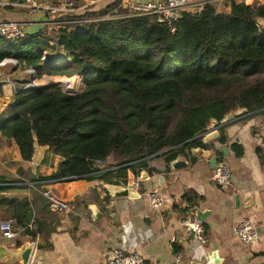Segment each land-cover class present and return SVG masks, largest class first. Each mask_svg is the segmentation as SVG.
Segmentation results:
<instances>
[{
    "label": "trees",
    "instance_id": "trees-1",
    "mask_svg": "<svg viewBox=\"0 0 264 264\" xmlns=\"http://www.w3.org/2000/svg\"><path fill=\"white\" fill-rule=\"evenodd\" d=\"M115 5L104 2L65 17L75 23L35 26L15 39L0 36V62L12 59L36 78L83 81L77 94L54 84L17 89L2 109L0 197L27 180L38 187L75 179L126 183L128 170L157 172L150 161L166 149L160 156L166 169L178 156L194 162L191 149L206 147L196 137L211 119L219 122L237 109L264 115V27L257 21L264 19V2L231 1L228 13L206 3L198 14L184 13L174 31L152 15L94 20ZM35 142L63 160L50 175L30 178ZM231 148L243 154L240 144ZM256 153L264 164L261 149ZM108 158L109 171L101 166ZM3 201L13 204L10 212L24 235L47 229L44 220H32L28 199Z\"/></svg>",
    "mask_w": 264,
    "mask_h": 264
},
{
    "label": "crops",
    "instance_id": "crops-1",
    "mask_svg": "<svg viewBox=\"0 0 264 264\" xmlns=\"http://www.w3.org/2000/svg\"><path fill=\"white\" fill-rule=\"evenodd\" d=\"M253 4L264 0H253ZM251 4V5H253ZM217 12L228 13L230 3H212ZM29 17L22 11L0 10L2 21H36L43 19L38 14ZM35 27V26H34ZM29 70H19L9 59L0 62V112L11 102L17 89H23L35 80ZM236 119L224 128L227 138L221 144L215 138L206 142V147L191 151L195 158L187 165L173 169L160 156L153 157L149 166L157 172L141 171L134 175L127 171L126 183L131 194L137 196L114 197L109 186L102 180L75 179L53 184L35 186L27 180L25 186L9 189L0 197V221L12 216L11 203L28 199L32 220L42 219L47 224L43 234L34 238L22 231L15 240L8 241L0 234V245L15 248V244L29 242L33 245L28 264H107L112 257L110 247L119 236V226L131 220L135 226L151 228L155 239L143 246L140 254L144 264H190L192 260L202 264H261L264 262V164L256 153L264 154V115L234 111ZM248 117V118H247ZM220 131V130H219ZM220 134V133H219ZM232 143L243 147V154L235 155ZM228 153L224 154L221 147ZM47 146L34 143V153L28 162L29 177L37 173L50 175L63 160L51 154ZM219 152H222L220 154ZM224 161L230 169V182L219 185L211 181L214 167L211 160ZM111 158L101 166H109ZM16 164L10 165L15 171ZM68 200L71 211L60 217L52 211L44 192ZM157 192L163 204L158 209L149 205L147 194ZM186 216L199 218L206 242L198 245L192 233L182 225ZM244 218L251 220L258 238L249 245L243 244L234 233V228ZM50 220L53 226L50 227ZM0 264H20L18 260H4Z\"/></svg>",
    "mask_w": 264,
    "mask_h": 264
},
{
    "label": "built area",
    "instance_id": "built-area-1",
    "mask_svg": "<svg viewBox=\"0 0 264 264\" xmlns=\"http://www.w3.org/2000/svg\"><path fill=\"white\" fill-rule=\"evenodd\" d=\"M109 1L114 2L116 5L111 8L109 13L94 20L120 21L125 18L152 15L156 17L158 22L168 24L171 31H174L173 24L184 13L198 14L206 3L236 1L251 5L254 2L253 0H0V10H17L27 15L38 14L43 18L36 21H2L0 22V36L6 39H15L24 36L34 26L75 23L79 20L66 19L65 17ZM89 20L91 19L86 18L80 21L87 22ZM49 44L52 43L49 42ZM9 60L14 62L12 59ZM72 78L77 79L76 90L69 91L66 88L62 90L67 91L69 94H77L81 91L82 79L78 76ZM50 83H54L60 88L64 86L55 80L48 84ZM37 85L40 84L34 80L24 88L36 87ZM230 177L228 165L224 161H219L214 167L211 181L219 185H227L230 182ZM43 194L52 211L63 215L71 211L68 200L47 191ZM147 197L151 208L158 209L162 206L163 199L159 193L151 192L147 194ZM182 225L192 233L198 245L206 242L201 222L197 218L186 216L182 220ZM22 230L23 228L13 216L0 221V234L8 241L15 240ZM234 233L245 245L251 244L258 238L256 228L248 218L238 222L234 228ZM155 234L151 228L135 226L131 220L123 222L119 226L117 242L110 247L112 257L107 261V264H144L140 250L155 239Z\"/></svg>",
    "mask_w": 264,
    "mask_h": 264
},
{
    "label": "water",
    "instance_id": "water-1",
    "mask_svg": "<svg viewBox=\"0 0 264 264\" xmlns=\"http://www.w3.org/2000/svg\"><path fill=\"white\" fill-rule=\"evenodd\" d=\"M258 23L264 27V19L263 18H259ZM16 63V62H15ZM29 71L33 72V70L29 69ZM36 78V77H34ZM51 85H53L54 83H50ZM44 85H48V84H44ZM44 85H37L36 87H41ZM67 92V91H66ZM68 93V92H67ZM243 113H246L247 110L246 109H242ZM236 119V114L234 112H230L228 114H226L224 116V118L222 120H220L219 122L215 119H211V121L209 122L208 126L206 127V130L203 134L197 136L196 138H202L204 141L209 142L212 141L215 138L219 137V133H220V129L221 128H226L228 123L232 120ZM172 149V148H171ZM169 149L163 150L161 152H159L157 155L153 156H161L163 153H165L166 151H168ZM192 152L196 151L195 148L191 149ZM221 151L224 154H227V148L225 146L221 147ZM152 157V158H153ZM217 164L215 159L211 160V166L215 167ZM187 165L184 157L182 156H178L175 160H173L172 162H170V166L175 169L178 170L180 168H183ZM109 186V190L112 194V196L114 197H128V196H137V194H131L130 193V188L128 186H120V185H115V184H107ZM64 215L61 214L60 217H63ZM197 218V217H196ZM198 220H200L199 218H197ZM32 250H33V245L29 242H26L24 244H21L19 247H15V248H11L9 246H4V245H0V261H4V260H18L20 262V264H28L30 262L31 259V255H32ZM190 264H202L199 261L196 260H192L190 262Z\"/></svg>",
    "mask_w": 264,
    "mask_h": 264
},
{
    "label": "rangeland",
    "instance_id": "rangeland-1",
    "mask_svg": "<svg viewBox=\"0 0 264 264\" xmlns=\"http://www.w3.org/2000/svg\"><path fill=\"white\" fill-rule=\"evenodd\" d=\"M29 17H34V16H31V15H28ZM41 17V16H40ZM49 33H50V31H49ZM46 57H52V56H57L56 54L54 55V54H52V53H47L46 55H45ZM45 77H47V78H45ZM55 77H58V76H49V75H43L41 78H35V81L38 83V84H40V85H44V84H48L49 82H52V80H54V79H52V78H55ZM60 77V76H59ZM66 77V76H65ZM65 77H62V78H59V79H55V81L56 82H58V83H63L64 84V82H65V80H67V81H69V82H71L72 81V79H67V78H65ZM82 79V78H81ZM61 86V85H60ZM82 88H83V81H82V84H81V86H80V89L82 90ZM61 89H65V87L64 86H61ZM77 92H79V90H77ZM237 110H239V109H237ZM234 112V111H233Z\"/></svg>",
    "mask_w": 264,
    "mask_h": 264
},
{
    "label": "bare ground",
    "instance_id": "bare-ground-1",
    "mask_svg": "<svg viewBox=\"0 0 264 264\" xmlns=\"http://www.w3.org/2000/svg\"><path fill=\"white\" fill-rule=\"evenodd\" d=\"M55 79H59L58 77H55L54 78V80ZM63 84V83H62ZM64 87L67 89V90H76V87H77V79H72V81L71 82H69V81H67V80H65V82H64ZM73 90V91H74Z\"/></svg>",
    "mask_w": 264,
    "mask_h": 264
}]
</instances>
